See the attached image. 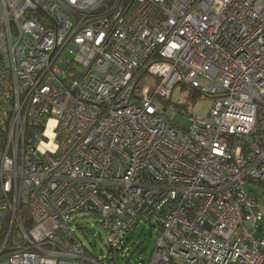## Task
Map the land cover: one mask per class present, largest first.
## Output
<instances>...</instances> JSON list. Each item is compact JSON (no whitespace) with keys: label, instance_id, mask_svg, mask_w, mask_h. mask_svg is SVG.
Listing matches in <instances>:
<instances>
[{"label":"built area","instance_id":"obj_1","mask_svg":"<svg viewBox=\"0 0 264 264\" xmlns=\"http://www.w3.org/2000/svg\"><path fill=\"white\" fill-rule=\"evenodd\" d=\"M178 84L215 99L186 129L167 118ZM250 181L264 0H0V264H117L140 221L155 238L136 264H264Z\"/></svg>","mask_w":264,"mask_h":264},{"label":"rangeland","instance_id":"obj_2","mask_svg":"<svg viewBox=\"0 0 264 264\" xmlns=\"http://www.w3.org/2000/svg\"><path fill=\"white\" fill-rule=\"evenodd\" d=\"M192 88L176 85L171 94V102L179 107L180 113L176 115L169 114L168 119L171 122H177L186 129L189 124V116L206 117L210 107L214 102V97L198 94ZM47 142L51 139V131H46ZM248 189L254 191L260 204V210L263 215L264 225V199L261 191L250 183ZM76 218L71 221L76 234L87 245L94 255H99L107 250L105 235L102 232L97 217L93 213L80 212ZM83 227V232L81 231ZM149 224L140 221L138 225L132 228L128 237L132 249L128 252L125 260H119L117 264H136L138 259L146 258L154 247L155 231ZM94 246V247H92Z\"/></svg>","mask_w":264,"mask_h":264},{"label":"trees","instance_id":"obj_3","mask_svg":"<svg viewBox=\"0 0 264 264\" xmlns=\"http://www.w3.org/2000/svg\"><path fill=\"white\" fill-rule=\"evenodd\" d=\"M198 95V93H195V96ZM251 184L255 185L260 191L264 199V182L261 181H250Z\"/></svg>","mask_w":264,"mask_h":264},{"label":"crops","instance_id":"obj_4","mask_svg":"<svg viewBox=\"0 0 264 264\" xmlns=\"http://www.w3.org/2000/svg\"><path fill=\"white\" fill-rule=\"evenodd\" d=\"M262 233H264V225H263V222H262Z\"/></svg>","mask_w":264,"mask_h":264}]
</instances>
